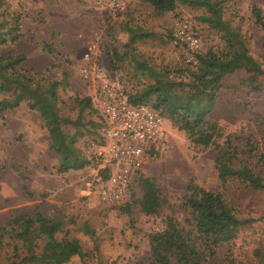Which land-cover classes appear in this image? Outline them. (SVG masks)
<instances>
[{"label": "rangeland", "instance_id": "obj_1", "mask_svg": "<svg viewBox=\"0 0 264 264\" xmlns=\"http://www.w3.org/2000/svg\"><path fill=\"white\" fill-rule=\"evenodd\" d=\"M64 1L60 7L52 0L5 1L0 10L7 17H18L21 37L0 45V54H24L20 67L34 79L60 80L66 73L68 84L58 87V111L71 119L79 117L77 128L84 134L77 145L86 155L89 143L99 138L102 128L93 105L80 112L77 104L78 99L93 93L83 68L89 46H95L92 59L106 78L118 83L127 95L152 81L137 69L141 62L166 70V76L176 80L187 79V69L211 77L233 62L237 50L218 30L198 19L207 13L203 7L178 2L173 11L157 14L142 0L122 11L96 7L92 0ZM220 1L224 19L240 29L249 52L264 67V28L253 14V8L259 7L264 21L263 0ZM175 18L188 20L202 39L196 64L186 61L187 49L171 39ZM136 28L147 36L131 41L129 32ZM87 71L91 76L90 65ZM246 76L243 69L223 75L207 118L217 123L223 137L229 135L242 145L249 141L264 152V75L258 78L261 87L257 91L243 83ZM221 139L202 147L170 122L168 141L147 160L141 175L152 179L164 198L157 212L147 215L139 203L140 177L125 203L108 204L99 201L94 192L88 193V186L95 185L93 161L82 169L58 173L57 154L48 147V133L39 113L22 102L0 113V227L15 213L34 216L42 212L62 223L59 237H77L86 252L83 258L74 256L64 264H178L173 251L163 249L154 238L170 230L169 218L172 226L190 232L184 202L189 194L187 185L193 181L205 189L222 191L240 217L252 219L202 264L227 260L258 264L254 251L264 249V188H251L236 178L221 185L214 166ZM250 158L246 152L239 155V160L251 162L264 179V167L256 156ZM2 240L0 264H6V257L15 252L14 239L5 234ZM21 254L22 250L19 257Z\"/></svg>", "mask_w": 264, "mask_h": 264}, {"label": "trees", "instance_id": "obj_2", "mask_svg": "<svg viewBox=\"0 0 264 264\" xmlns=\"http://www.w3.org/2000/svg\"><path fill=\"white\" fill-rule=\"evenodd\" d=\"M5 1L7 0H0V9ZM142 1L150 5L157 14L173 11L178 2L203 7L207 13L198 19L218 30L223 38L236 46L237 50L233 62L211 77L199 74L194 69H187V79L176 80L167 77L166 70L141 62L137 69L152 81L147 82L133 95H128L129 100L135 103H148L160 110L173 125L202 147L216 143L222 138L214 157V166L222 186H225L229 179L236 178L246 186L263 189V177L254 169L251 162L246 159L239 160V155L246 152L251 157L249 160L256 156L257 163L264 167V152H260L249 141L242 145L229 135L223 137L217 123L207 118L215 106L223 75L243 69L247 73L243 83L251 90L257 91L261 87L258 78L264 75L262 63L249 52L240 29L232 27L229 21L224 19L220 0ZM253 14L256 22L264 28L261 9L254 7ZM129 36L130 40L134 41L145 38L147 34L136 28L131 29ZM20 37L18 17H7L0 10V45L15 42ZM25 58L22 53L0 54V113L26 102L30 109L39 113L47 130L48 147L58 158L57 172L65 173L86 167L91 160L77 145L79 138L84 134L77 128L79 117L71 119L58 111L60 101L58 87L68 84L66 73H63L60 80L34 79L26 75L20 67ZM77 104L80 112L86 106L93 105L89 96L78 99ZM92 107L98 112L94 106ZM1 169L0 166V171ZM139 184L142 190L139 201L142 211L147 215L155 214L164 202L159 187L148 177L140 176ZM23 189L26 190V187ZM187 190L189 194L184 202L187 209L185 222L190 225V232L186 233L184 228L172 226L173 219L169 218L170 230H165L154 239L158 240L163 249L173 251L178 264H202L206 257L216 254L218 246L233 239L237 230L252 222V219L240 217L222 191L205 189L193 181L188 183ZM61 228L60 221L50 219L42 212H37L34 216L29 212L11 215L0 227V245L5 234L14 239L15 252L13 257L10 255L6 257V264H64L74 256L83 258L86 252L83 251L78 238L68 235L59 237ZM21 250L23 254L19 257ZM254 254L258 264H264V249L257 248ZM217 264L244 263L227 260Z\"/></svg>", "mask_w": 264, "mask_h": 264}, {"label": "built area", "instance_id": "obj_3", "mask_svg": "<svg viewBox=\"0 0 264 264\" xmlns=\"http://www.w3.org/2000/svg\"><path fill=\"white\" fill-rule=\"evenodd\" d=\"M135 1L92 0L96 7L116 11L127 9ZM171 39L187 49L186 61L197 63L202 39L188 20H173ZM94 47L89 46L84 53V77L93 85L90 97L103 125L99 138L91 141L87 149V156L95 166V185L88 186V193L94 192L101 202L121 204L129 199L147 160L168 141L170 121L150 104L130 101L118 83L107 79L101 66L92 59Z\"/></svg>", "mask_w": 264, "mask_h": 264}, {"label": "crops", "instance_id": "obj_4", "mask_svg": "<svg viewBox=\"0 0 264 264\" xmlns=\"http://www.w3.org/2000/svg\"><path fill=\"white\" fill-rule=\"evenodd\" d=\"M63 0H52V2L54 3V5L60 7V6H64L65 5V1L62 2ZM61 32V34L63 33V30L62 31H59Z\"/></svg>", "mask_w": 264, "mask_h": 264}]
</instances>
